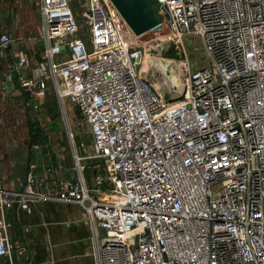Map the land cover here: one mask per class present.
<instances>
[{
	"label": "built area",
	"instance_id": "1",
	"mask_svg": "<svg viewBox=\"0 0 264 264\" xmlns=\"http://www.w3.org/2000/svg\"><path fill=\"white\" fill-rule=\"evenodd\" d=\"M28 1L39 26L26 46L6 53L13 40L0 33L3 89L37 110L51 88L73 166L62 175V149L44 163L47 143L31 142L18 187L0 176V258L13 248L8 212L54 200L82 209L97 264H264V0H157L153 44L180 52L195 36L210 60L191 71L183 52V93L169 103L110 0ZM67 104L89 130L87 157Z\"/></svg>",
	"mask_w": 264,
	"mask_h": 264
},
{
	"label": "rangeland",
	"instance_id": "2",
	"mask_svg": "<svg viewBox=\"0 0 264 264\" xmlns=\"http://www.w3.org/2000/svg\"><path fill=\"white\" fill-rule=\"evenodd\" d=\"M162 12H164V17L167 19L166 12L163 9ZM14 16H16L15 27L17 28V34H22V32L35 34L37 32L36 26L39 24V15L36 7L33 6V8L24 11L16 9ZM118 23L123 27L124 22L121 18ZM27 27L30 28L28 29ZM160 32L161 27H157L142 36L136 37V41L139 44H147L146 47L150 48V52L146 53L145 62L155 80L162 82L169 77L181 78L179 68L181 67L183 58L181 55L183 52L188 60L191 71L209 64V57L198 37H187L183 41L184 51L178 52L177 49L171 46L153 44V40ZM82 39L83 41L86 40L85 37ZM38 47H41V45ZM2 76L3 69L0 64V172L2 173V177L14 181H23L27 165L34 158L28 147L29 128H35L38 133L47 137V148L42 151V154L39 156L40 159L46 163L52 151L59 147L63 151L61 174L66 175L70 173L73 166V143L67 137L65 121L62 120L59 110L57 109L58 112L54 115L55 110L51 109L54 98L51 88L46 93V100L43 106L37 110H33L27 105L25 97L16 93L7 94L4 92L1 82ZM66 109L76 145L75 152L80 156L87 157L90 155L91 145L89 130L81 121L73 106L67 104ZM2 133H4V139L7 141L5 145H1ZM21 137H24V143L20 141ZM86 161L89 162L91 159L88 158Z\"/></svg>",
	"mask_w": 264,
	"mask_h": 264
},
{
	"label": "crops",
	"instance_id": "3",
	"mask_svg": "<svg viewBox=\"0 0 264 264\" xmlns=\"http://www.w3.org/2000/svg\"><path fill=\"white\" fill-rule=\"evenodd\" d=\"M29 8L33 6L28 0H0V33L7 32L13 40L6 50L8 54L26 46V38L37 33L17 34L16 31L15 10L24 11ZM0 64L4 74L6 61L1 54ZM6 142L3 136L1 145ZM0 176L4 188L12 184L18 187L19 181H22L4 179L1 172ZM29 207L30 213L19 207L8 212L7 218L12 225L9 236L13 248L7 257L0 258V264H97L95 241L80 207L54 200L31 202ZM18 248L25 249L22 257L17 254Z\"/></svg>",
	"mask_w": 264,
	"mask_h": 264
},
{
	"label": "water",
	"instance_id": "4",
	"mask_svg": "<svg viewBox=\"0 0 264 264\" xmlns=\"http://www.w3.org/2000/svg\"><path fill=\"white\" fill-rule=\"evenodd\" d=\"M110 1L124 23L136 37L142 36L162 23V15L159 11L160 4L157 0ZM149 52L150 49L148 48L146 53ZM141 70L145 72L146 82L164 103L176 101L182 96L183 87L180 86L183 83L182 78L177 83H172L169 78L159 82L153 78L145 61Z\"/></svg>",
	"mask_w": 264,
	"mask_h": 264
},
{
	"label": "trees",
	"instance_id": "5",
	"mask_svg": "<svg viewBox=\"0 0 264 264\" xmlns=\"http://www.w3.org/2000/svg\"><path fill=\"white\" fill-rule=\"evenodd\" d=\"M55 104H56V101L53 98L51 109L55 110L54 115H56V112H58L57 106ZM29 129H30L29 134H28L29 144L31 142H40L41 144H46L47 137L45 135L38 133L37 130H35V128H29ZM44 152H46V151H44Z\"/></svg>",
	"mask_w": 264,
	"mask_h": 264
},
{
	"label": "bare ground",
	"instance_id": "6",
	"mask_svg": "<svg viewBox=\"0 0 264 264\" xmlns=\"http://www.w3.org/2000/svg\"><path fill=\"white\" fill-rule=\"evenodd\" d=\"M144 72V71H143ZM169 79H170V81L172 82V83H177L178 82V80L176 79V77H169ZM174 85V84H173Z\"/></svg>",
	"mask_w": 264,
	"mask_h": 264
}]
</instances>
